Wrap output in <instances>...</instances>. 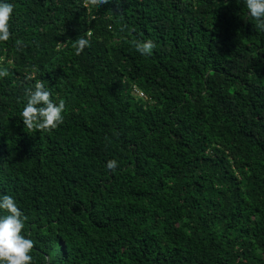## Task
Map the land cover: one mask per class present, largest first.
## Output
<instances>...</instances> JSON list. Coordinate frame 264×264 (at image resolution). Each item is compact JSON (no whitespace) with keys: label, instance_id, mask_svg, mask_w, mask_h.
Listing matches in <instances>:
<instances>
[{"label":"trees","instance_id":"obj_1","mask_svg":"<svg viewBox=\"0 0 264 264\" xmlns=\"http://www.w3.org/2000/svg\"><path fill=\"white\" fill-rule=\"evenodd\" d=\"M10 2L0 195L32 264H264V30L244 0ZM38 81L66 104L53 130L23 125Z\"/></svg>","mask_w":264,"mask_h":264},{"label":"clouds","instance_id":"obj_2","mask_svg":"<svg viewBox=\"0 0 264 264\" xmlns=\"http://www.w3.org/2000/svg\"><path fill=\"white\" fill-rule=\"evenodd\" d=\"M108 0H85L89 7L98 8ZM248 14L258 22V27L264 30V0H244ZM14 12V5L10 0H0V42L8 41L12 33L10 20ZM90 40L86 36L75 39V54L80 55L89 46ZM18 50L24 47L22 40H15ZM135 51L141 56H151L156 44L152 39L134 42ZM9 75L6 67L0 66V79ZM26 102L21 112L23 125L28 129L57 128L64 119L66 108L63 99H54L52 90L42 81L36 82L26 91ZM118 167V161L109 160L106 168L113 171ZM27 216L18 205L14 196L0 195V264H32V250L34 240L31 234L25 232Z\"/></svg>","mask_w":264,"mask_h":264},{"label":"built area","instance_id":"obj_3","mask_svg":"<svg viewBox=\"0 0 264 264\" xmlns=\"http://www.w3.org/2000/svg\"><path fill=\"white\" fill-rule=\"evenodd\" d=\"M140 95H142V94H140Z\"/></svg>","mask_w":264,"mask_h":264}]
</instances>
